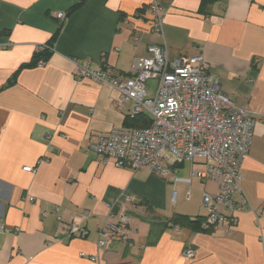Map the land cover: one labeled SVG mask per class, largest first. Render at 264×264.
I'll list each match as a JSON object with an SVG mask.
<instances>
[{"label": "crops", "instance_id": "1", "mask_svg": "<svg viewBox=\"0 0 264 264\" xmlns=\"http://www.w3.org/2000/svg\"><path fill=\"white\" fill-rule=\"evenodd\" d=\"M78 1L0 0V264H264V0H83L66 14ZM153 2L169 57L202 54L221 91L255 118L241 167L245 210L214 226L202 196L217 184L194 177L189 185L188 163L163 178L88 150L90 132L124 127L129 106L117 110V91L77 77L73 61L129 75L135 57L162 43ZM44 45L43 65L22 68L7 85ZM147 87L152 95L155 81ZM176 214L203 218L194 225ZM75 219L87 234L64 237L60 230ZM105 221L121 222L129 240L98 247Z\"/></svg>", "mask_w": 264, "mask_h": 264}, {"label": "built area", "instance_id": "2", "mask_svg": "<svg viewBox=\"0 0 264 264\" xmlns=\"http://www.w3.org/2000/svg\"><path fill=\"white\" fill-rule=\"evenodd\" d=\"M149 10L152 30L162 43L148 45L144 55L135 57L129 75L123 76L109 66L92 69L87 59L73 61L77 77H89L117 91L113 100L117 110L122 112L129 106L126 116L144 115L149 120L142 127L91 131L88 150L100 156L103 163L133 170L147 166L163 178L170 167L188 163L190 172L185 181L189 185L194 177L217 184L214 195L204 192L202 196L211 225L232 220L234 213L245 210L247 202L240 186L241 167L250 149L255 118L221 91L202 54L169 57L163 40L161 8L153 2ZM55 17L62 20L65 13L57 12ZM44 47L50 49L48 45ZM149 80L155 81L152 95L148 93ZM197 165L201 169H195ZM23 170L34 172L35 167L24 166ZM186 195L188 199L190 186ZM125 199L130 200L129 196ZM87 217L84 213L83 218ZM60 232L66 238L84 237L87 229L75 219ZM112 237L129 240L121 222L105 221L98 228L97 246L104 247ZM183 255L192 258L194 250L187 247Z\"/></svg>", "mask_w": 264, "mask_h": 264}, {"label": "trees", "instance_id": "3", "mask_svg": "<svg viewBox=\"0 0 264 264\" xmlns=\"http://www.w3.org/2000/svg\"><path fill=\"white\" fill-rule=\"evenodd\" d=\"M83 2V0H79L75 5H73L72 7H70L67 11L66 14H69L73 9H75L76 7L80 6L81 3ZM59 30H57V32L53 35L52 39H51V43L55 40V38L57 37ZM50 51H48L46 48H44V50H42L41 52H37L34 57L33 60L29 63V64H24L21 65L9 78L7 85H11L13 83H15L16 79H17V75L19 73V71L26 67V66H34L37 64V62L39 60H46L47 56L49 55ZM125 126H131V127H142V126H147L149 124V120L144 116V115H138L135 116L133 118H129L128 116H125V122H124ZM203 217L200 216H196L194 219H191L189 216L186 215H180V214H176L175 217V221L178 222H186L189 224H193L196 225L200 222V220H202Z\"/></svg>", "mask_w": 264, "mask_h": 264}]
</instances>
